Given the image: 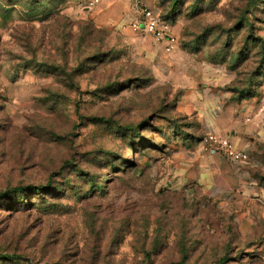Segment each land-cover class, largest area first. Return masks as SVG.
I'll return each mask as SVG.
<instances>
[{"label": "rangeland", "instance_id": "1", "mask_svg": "<svg viewBox=\"0 0 264 264\" xmlns=\"http://www.w3.org/2000/svg\"><path fill=\"white\" fill-rule=\"evenodd\" d=\"M86 1L0 0V264H264V0ZM184 98H236L242 130Z\"/></svg>", "mask_w": 264, "mask_h": 264}, {"label": "built area", "instance_id": "2", "mask_svg": "<svg viewBox=\"0 0 264 264\" xmlns=\"http://www.w3.org/2000/svg\"><path fill=\"white\" fill-rule=\"evenodd\" d=\"M104 0H87L86 7L93 8ZM132 30L151 35L155 40L162 42L165 52H172L176 48V37L169 21L162 19L157 13L149 8L142 11L140 19L130 23ZM203 148L210 152H219L231 162H246L249 153L245 149L236 147L234 143L224 135L207 132L203 138Z\"/></svg>", "mask_w": 264, "mask_h": 264}, {"label": "crops", "instance_id": "3", "mask_svg": "<svg viewBox=\"0 0 264 264\" xmlns=\"http://www.w3.org/2000/svg\"><path fill=\"white\" fill-rule=\"evenodd\" d=\"M142 35L147 34L143 33ZM149 37L151 38L155 47H158V44L163 46L162 42L155 40L151 35H149ZM165 54H168V52H165ZM184 99L186 102L188 101L190 103L192 109H195L199 112L197 119H199L201 125L203 128H206L207 131H215L224 135L230 132V134L234 136L235 129L242 130L240 127V124L242 123V118L240 116V105H242V103L236 98Z\"/></svg>", "mask_w": 264, "mask_h": 264}, {"label": "trees", "instance_id": "4", "mask_svg": "<svg viewBox=\"0 0 264 264\" xmlns=\"http://www.w3.org/2000/svg\"><path fill=\"white\" fill-rule=\"evenodd\" d=\"M23 188H21V187H17V188H15V190H22ZM29 189H34V190H38L39 189V187H33V186H29ZM223 261L224 260H220V262L218 263V264H222L223 263ZM177 264H184V263H182V262H180V263H177Z\"/></svg>", "mask_w": 264, "mask_h": 264}]
</instances>
